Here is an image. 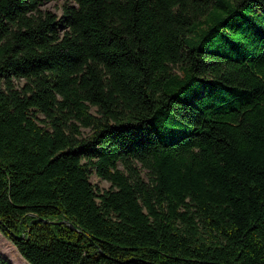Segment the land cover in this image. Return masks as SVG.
<instances>
[{"label":"trees","instance_id":"obj_1","mask_svg":"<svg viewBox=\"0 0 264 264\" xmlns=\"http://www.w3.org/2000/svg\"><path fill=\"white\" fill-rule=\"evenodd\" d=\"M44 1L0 0V234L27 264H264V0Z\"/></svg>","mask_w":264,"mask_h":264},{"label":"rangeland","instance_id":"obj_2","mask_svg":"<svg viewBox=\"0 0 264 264\" xmlns=\"http://www.w3.org/2000/svg\"><path fill=\"white\" fill-rule=\"evenodd\" d=\"M72 0H50L44 1L41 4V8L45 10H50L56 13L57 17L61 16L62 5L65 2H71ZM15 85L21 87L24 84L23 80H16ZM39 119H42V115L37 116ZM86 132V131H85ZM90 182L95 187L96 190L102 192L106 191L110 187V183L99 178L95 174L90 176ZM0 257L5 260L8 264H27L24 259L18 254L14 246L0 234Z\"/></svg>","mask_w":264,"mask_h":264}]
</instances>
